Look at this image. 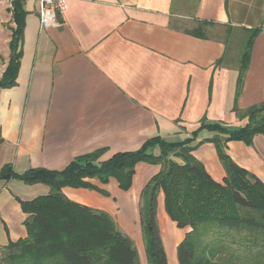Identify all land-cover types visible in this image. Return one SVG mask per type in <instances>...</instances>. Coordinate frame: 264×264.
<instances>
[{
    "label": "crops",
    "instance_id": "0c3cea01",
    "mask_svg": "<svg viewBox=\"0 0 264 264\" xmlns=\"http://www.w3.org/2000/svg\"><path fill=\"white\" fill-rule=\"evenodd\" d=\"M8 1L0 0V79L14 26ZM25 10L17 85L0 89V170L10 164L18 174L63 171L76 157L102 149L106 161L156 136L189 139L202 122L241 128L244 121L233 108L244 51L239 55L235 47L255 29L260 32L236 102L241 110L264 104V0H67L62 25L48 29L40 24L37 0H25ZM203 22L213 24L206 37L188 32ZM213 136L202 130L193 145ZM228 154L264 182L263 135L252 146L230 142ZM193 155L222 182L225 171L212 143L199 145ZM159 171L139 163L127 192L114 179L106 185L92 179L107 195L69 187L63 193L118 217L135 241L129 226L139 220L141 229L140 195ZM49 191L43 184L0 181V246L27 235L18 199ZM157 219L169 264H177L186 230L167 216L162 193Z\"/></svg>",
    "mask_w": 264,
    "mask_h": 264
},
{
    "label": "trees",
    "instance_id": "16d2710c",
    "mask_svg": "<svg viewBox=\"0 0 264 264\" xmlns=\"http://www.w3.org/2000/svg\"><path fill=\"white\" fill-rule=\"evenodd\" d=\"M8 12L14 26L10 59L0 79V89L17 85L28 14L25 0H12ZM209 26L213 24L203 22L188 32L204 38ZM259 32L249 31L241 60L233 112L240 120L248 119L243 128L230 130L223 124L202 122L192 138L184 141L170 142L156 136L139 150L118 153L106 161L101 160L105 150H97L76 157L63 171L37 168L18 174L12 165H4L0 181L43 184L50 191L33 200L18 199L27 216V235L3 248L0 264H169L157 219L161 193L169 219L178 229L186 230L177 247L179 264H264V182L228 154L230 142L252 146L256 136H264V104L241 110L236 102ZM202 130L216 135L193 145ZM204 143H212L216 148L225 171L222 182L215 181L193 155ZM139 163L160 166L139 200L145 263H141L135 242L118 229L108 213L74 202L63 193L69 187L107 195L92 185V179L103 185L114 179L127 192L132 188Z\"/></svg>",
    "mask_w": 264,
    "mask_h": 264
},
{
    "label": "rangeland",
    "instance_id": "374dc122",
    "mask_svg": "<svg viewBox=\"0 0 264 264\" xmlns=\"http://www.w3.org/2000/svg\"><path fill=\"white\" fill-rule=\"evenodd\" d=\"M5 5H8L10 2L8 0H1ZM27 4H29L31 2V0H26ZM183 11V10H182ZM186 13V11H184ZM213 34H216V33H213ZM246 39L247 38H243L242 40L239 41V44H237V46L235 47V52H238L239 55H241V53L246 49ZM264 114V113H263ZM241 121H244L243 122V126L241 128H243L244 126H246V124L248 123V119H241ZM228 129L230 130H238V128H234V127H227ZM239 128V129H241ZM214 136L216 135V133H212ZM192 138V137H191ZM114 217V216H113ZM118 227V229L124 233L125 231L124 230H129L127 225H125L118 217H114L113 219ZM137 222V221H136ZM139 222V220H138ZM138 222L135 223V226H129L131 227L133 230V234L135 236V246H136V249L139 253V256H140V260H141V263H145L146 259H145V242H144V238H143V232H142V228L140 229V227L138 226ZM141 226V224H140ZM136 228H139L140 231H137ZM8 245V244H7ZM6 245V246H7ZM6 246L2 247L0 246V258L2 257L3 255V248H5ZM167 257H168V260H169V257H170V254L168 253L167 254ZM171 259V257H170ZM179 264V263H177Z\"/></svg>",
    "mask_w": 264,
    "mask_h": 264
},
{
    "label": "built area",
    "instance_id": "2783aa9c",
    "mask_svg": "<svg viewBox=\"0 0 264 264\" xmlns=\"http://www.w3.org/2000/svg\"><path fill=\"white\" fill-rule=\"evenodd\" d=\"M38 18L43 28H58L62 25L60 16L67 9V0H37Z\"/></svg>",
    "mask_w": 264,
    "mask_h": 264
}]
</instances>
